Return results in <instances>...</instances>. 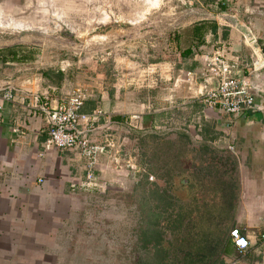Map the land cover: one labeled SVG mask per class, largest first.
<instances>
[{
    "label": "crops",
    "instance_id": "1",
    "mask_svg": "<svg viewBox=\"0 0 264 264\" xmlns=\"http://www.w3.org/2000/svg\"><path fill=\"white\" fill-rule=\"evenodd\" d=\"M181 1L188 5L185 12L191 14L192 20L200 12L195 6H207L213 12L235 16L248 26L264 50V0ZM203 21L206 20H193L183 28V33L177 35L176 49L180 54L190 49L192 55L181 58L178 66L180 78L174 76L173 80L181 79L180 85L186 88L181 90L185 93H177L175 99L183 98L184 110L190 109V117L195 115L198 119L199 125L196 124L192 132L197 135V140L191 136L186 142L189 145L196 142L198 147H207L218 156L223 153L234 160V181L238 192L228 227L230 232L239 229L252 243L246 255L240 257L230 238L227 254L216 264H229L234 260L243 264H264V243L255 238V235L264 233V71L250 78L255 108L244 115H227L205 109L199 103L193 105L195 102L191 100L185 74L193 73L200 82L207 60L217 47L224 46L230 58L240 59L242 74H247V66L257 59L244 37L220 21H216L219 26L217 36L208 32L204 44L196 48L194 27ZM38 58V52L28 47L0 40V264H65L74 259L75 241L62 238V235L70 229L76 215L85 211L83 203L87 195L99 192L81 187L86 180L87 160L79 149H47L49 134L41 107L46 102L55 104L65 99L74 85L63 70L64 82L60 86L49 85L43 77L44 70L36 66ZM164 89L167 91V86ZM7 90L13 92L12 102L3 99ZM89 95L86 104L96 105L89 110L90 114L96 110L105 114V119L101 120L103 125L94 134L96 140L101 139L105 129L114 132L118 131L117 128L132 130L129 125H124L128 116L133 120L132 126L138 128L136 134L155 131L157 113L163 111L169 115L176 108L171 102L174 98L170 95L167 98L166 93L163 96L168 104L163 110L155 109L147 115L149 117H144L146 106L149 110L152 108V98L147 102L134 98L131 103L129 94L114 99L106 92L93 90ZM108 115L111 120L120 118V122H108ZM145 120L149 124L146 130L142 125ZM206 120L213 122L208 139L203 127ZM96 174L99 182L107 187L122 185L120 178L124 172L108 155L99 157Z\"/></svg>",
    "mask_w": 264,
    "mask_h": 264
},
{
    "label": "rangeland",
    "instance_id": "2",
    "mask_svg": "<svg viewBox=\"0 0 264 264\" xmlns=\"http://www.w3.org/2000/svg\"><path fill=\"white\" fill-rule=\"evenodd\" d=\"M187 6L181 0H0V40L38 52L36 66L40 70L64 69L74 87L86 88L90 93L103 91L114 99L129 94L131 103L134 98L143 102L152 98V108L146 106L144 117L155 109L163 110L168 104L164 94L174 98L176 108L168 111L169 115L157 113L155 124V131L165 134L162 137L166 136L170 144L149 137L142 143V153L135 133L138 128L132 126L130 116L124 125L132 130L117 128L123 142L122 185L109 187L106 192L94 191L83 200L85 211L76 215L62 235L74 239L76 245L74 259L65 264L154 263L155 257L137 243L138 233L150 226L148 218L153 225L156 223L158 201L153 187L166 188V170L177 167L176 175L184 174L174 177L172 192L186 204L193 201L191 196L198 193L201 184L215 186L219 176H226L233 166L234 160L226 154L217 152L221 153L218 156L207 147L196 146V142L189 145L182 136L197 140L192 132L198 119L190 117V109L184 110L183 98L175 99L186 89L185 85L174 86V76L181 75L176 36L193 20L214 21L221 15L211 7L195 6L200 12L192 20L185 12ZM110 117L108 122L112 121ZM142 125L148 129V121ZM130 158H137L140 172L128 168ZM184 179L193 180V188L181 186ZM206 207L205 200L201 201L202 211ZM200 220H195L198 235L208 231L207 223ZM170 241L164 243L167 250L179 246L174 239Z\"/></svg>",
    "mask_w": 264,
    "mask_h": 264
},
{
    "label": "built area",
    "instance_id": "3",
    "mask_svg": "<svg viewBox=\"0 0 264 264\" xmlns=\"http://www.w3.org/2000/svg\"><path fill=\"white\" fill-rule=\"evenodd\" d=\"M255 55L257 59L247 66V74H242L240 59L230 58L224 46L217 47L207 60L206 68L200 75V82L193 73L185 74L188 89L192 94L191 100L201 104L205 109L233 116H241L254 110L255 97L250 78L253 74L264 71V58L259 59L256 53ZM180 82L181 79L177 80L175 87L179 86ZM89 98V91L86 88L73 87L65 99L55 104L49 101L42 105L49 134L47 149H79L87 160L86 180L81 187L85 190L106 192L109 187L101 184L96 174L98 159L108 155L121 167L123 142L120 135L110 129H105L100 140L94 138V134L103 125L101 120L105 119V114L100 110L91 114L84 113L82 110ZM3 99L12 102L13 92L7 90ZM37 99L39 102L40 99ZM136 159H129L128 168L140 172ZM150 180L153 181V177H150ZM230 237L237 254L244 257L252 245L250 238L237 228L231 230ZM255 238L264 243V233L255 235ZM229 264L243 263L234 260Z\"/></svg>",
    "mask_w": 264,
    "mask_h": 264
},
{
    "label": "trees",
    "instance_id": "4",
    "mask_svg": "<svg viewBox=\"0 0 264 264\" xmlns=\"http://www.w3.org/2000/svg\"><path fill=\"white\" fill-rule=\"evenodd\" d=\"M221 10L224 11L223 9ZM218 27L215 21L198 23L194 27V34L196 35L195 47L198 48L204 44L205 36L208 32L217 36ZM227 29L230 30L229 27ZM224 37L227 38L225 34ZM176 40L178 42L179 36H176ZM191 55L192 51L190 49L180 54L181 58H188ZM43 77L52 86H60L65 80V74L62 71L53 69L43 71ZM196 104L195 102L193 105ZM94 107H96L94 103H90L89 105L87 103L82 111L90 114L89 110H92ZM119 119L118 117L112 118L115 122H120ZM212 126V121H205L203 123L206 139L212 134ZM162 135L165 134H159L157 131L137 133L140 139L142 153L144 152L142 143H145V139L149 137L155 139L160 138L167 145L169 141L167 142L166 136L162 137ZM182 136L185 140L189 139L185 134H182ZM233 170L236 172L234 162L229 171H226V176H219V180L215 181L214 185L218 188H214L215 186L205 182L204 185L201 184L199 186L198 193L191 196L193 201L186 204L182 203L172 192L174 177L183 176L184 174L180 173L176 175L175 172L177 171L178 173L177 167L166 170L164 175L166 188L162 189L159 185H154L153 187L155 191L153 195H155V199L158 201V205L155 207L156 218L154 221L156 223L153 225L148 218V224L150 226L141 229L138 233L137 243L140 244L143 250L151 253L155 257L154 263L150 264H168V260H171V264H216L219 258L221 259V257L227 254L226 247L231 238L228 226L232 219L238 192V185L234 181L235 172ZM186 181L187 183H185ZM193 185V180L188 181L184 179L181 183V186L186 188H193ZM208 194H211L209 198L207 197ZM203 200H205L208 207L202 211L201 201ZM211 200L212 206H209ZM178 201H180V204ZM217 206L219 207L216 208ZM197 217L201 219V222L205 221L207 223L206 228L208 231L204 233L200 231L201 236L195 232L198 228L195 224ZM173 239L175 245L179 244V246L176 249L167 250L164 247V243H170V240Z\"/></svg>",
    "mask_w": 264,
    "mask_h": 264
},
{
    "label": "water",
    "instance_id": "5",
    "mask_svg": "<svg viewBox=\"0 0 264 264\" xmlns=\"http://www.w3.org/2000/svg\"><path fill=\"white\" fill-rule=\"evenodd\" d=\"M214 21H220L221 23H224L231 27L232 29L238 31L246 40L247 44L252 48L254 53L257 54V57L259 59L264 58V51L258 44L256 38L254 37L252 31L248 28L246 24H244L242 21H240L238 18L232 15L228 14H221L213 19Z\"/></svg>",
    "mask_w": 264,
    "mask_h": 264
}]
</instances>
